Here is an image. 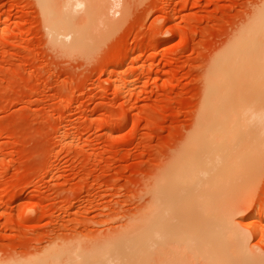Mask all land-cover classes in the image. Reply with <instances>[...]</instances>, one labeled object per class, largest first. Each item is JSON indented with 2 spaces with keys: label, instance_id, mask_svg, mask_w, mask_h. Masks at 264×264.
Wrapping results in <instances>:
<instances>
[{
  "label": "rangeland",
  "instance_id": "1",
  "mask_svg": "<svg viewBox=\"0 0 264 264\" xmlns=\"http://www.w3.org/2000/svg\"><path fill=\"white\" fill-rule=\"evenodd\" d=\"M115 1L69 45L49 37L36 0H0V264L41 258L53 240L96 252L128 241L155 206L158 169L193 127L206 77L248 80L264 61V0ZM242 39L251 48L233 51ZM262 154L232 231L243 255L264 259L247 233L264 205ZM69 255L53 264H76Z\"/></svg>",
  "mask_w": 264,
  "mask_h": 264
},
{
  "label": "bare ground",
  "instance_id": "2",
  "mask_svg": "<svg viewBox=\"0 0 264 264\" xmlns=\"http://www.w3.org/2000/svg\"><path fill=\"white\" fill-rule=\"evenodd\" d=\"M118 1L121 9L122 1ZM36 2L43 20L41 24H44L49 37L73 45L79 44L82 38H89L87 34L82 37L86 24L93 15L95 21L97 18L102 22V16L96 14H105L106 18L109 13L106 7L112 1L64 0L62 6H56L53 0ZM118 8L116 6L119 12ZM80 13L83 15L79 16ZM104 17L105 21L109 20ZM109 21L103 25L108 29L111 26ZM88 29H91L90 24ZM250 48L248 40L242 39L234 45L233 51L242 52ZM252 65L255 66L254 73L248 80L237 79L239 71H234L229 77L224 75V80L219 79L218 82H213L209 75L206 77L193 127L185 137L177 159H166L158 169L155 206L128 241L107 242L102 245V252H96L98 247H94L93 242L88 245L73 240L65 246L55 245L53 240L49 245L54 249L45 251L43 257L36 260L25 258L18 262L14 255H9L8 264L61 263L67 254L72 261H77L76 264H264V259L254 251L244 255L239 251V248L243 251L246 247L237 245L240 236L235 237L238 234L234 235L232 231L236 229L235 224L232 228L233 216L245 203L241 201L244 189L248 182L253 181L254 163L264 152V61L256 60ZM221 67L219 69L223 72ZM215 70L218 68L213 67L210 73ZM252 91L256 94L254 105L244 98ZM255 219V227L251 225L247 233L255 239L258 237L260 245L264 243V205L259 206ZM16 251L21 253L23 250ZM24 251L28 253V249Z\"/></svg>",
  "mask_w": 264,
  "mask_h": 264
}]
</instances>
